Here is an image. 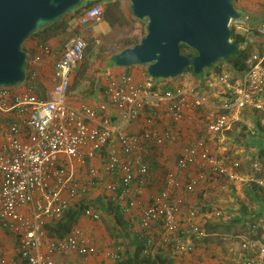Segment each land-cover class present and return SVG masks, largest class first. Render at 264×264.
Returning <instances> with one entry per match:
<instances>
[{
    "label": "built area",
    "instance_id": "1",
    "mask_svg": "<svg viewBox=\"0 0 264 264\" xmlns=\"http://www.w3.org/2000/svg\"><path fill=\"white\" fill-rule=\"evenodd\" d=\"M103 5L94 4L83 8L75 22L88 27L102 19ZM243 21L231 20L232 28H239ZM257 34L264 38V21L257 28ZM85 38L74 33L66 41L60 57L54 63L50 75V88L45 96L32 92L35 71H30L25 80V90L16 92L13 88L0 87V127L2 119L10 114L26 116L31 131L27 138H19L20 126L16 121L5 125V141L0 146V227L10 232L16 242L18 255L25 264H58L55 256L77 252L88 256L95 252L90 237L75 226L65 237L48 239L44 226L52 220H59L81 197L78 178L71 170L74 162L85 165L88 158L107 146L113 140L108 118H100L99 112L114 106L124 124L137 119L142 111L151 105L148 90L150 86L136 83L130 74L120 76L118 83L106 91L107 100L98 108L86 104L75 107L68 102L72 75L86 56ZM49 45H39L34 61L50 51ZM249 69L237 76L223 72L208 73L201 87L181 86L174 91L154 95L157 101H166L167 111L173 120L184 117L187 108L214 107L217 111L206 122L205 135L217 136L230 130L239 121L243 110L251 107L264 113V49L254 53ZM193 88V89H191ZM148 123L151 122L149 119ZM264 123V122H263ZM157 138L151 128L139 135L119 134L118 143L124 153L133 155L132 160L122 161L118 151L110 147L106 170L121 171V192L118 196L119 209L128 212L134 205L132 180L135 173L146 175L147 165L141 160L143 143ZM204 162L215 174L225 175L229 180H241L234 168L228 169L215 154L206 148L202 138L182 148L177 160L178 168L192 163ZM254 165L255 170L260 169ZM97 171L89 168L88 183L95 184ZM198 179L203 178L199 174ZM247 182L264 186V179L250 175ZM195 183L185 185L178 177L169 173L166 186L141 212L140 226L149 230L153 224L160 226L159 242L167 249L166 256L177 261V256L189 252L194 243L206 240L217 233H209L203 225L207 222H221L223 212L213 206L196 207L188 204L187 194L192 193ZM183 194L173 195L178 190ZM83 216L99 221L101 211L88 206ZM183 216L184 225L181 218ZM261 223L249 225L239 234V244L230 249L222 264H264V240L256 236ZM153 240L146 237L143 255H150ZM121 247H107L103 254L117 264ZM5 260H0L4 264ZM178 264V263H175Z\"/></svg>",
    "mask_w": 264,
    "mask_h": 264
},
{
    "label": "crops",
    "instance_id": "2",
    "mask_svg": "<svg viewBox=\"0 0 264 264\" xmlns=\"http://www.w3.org/2000/svg\"><path fill=\"white\" fill-rule=\"evenodd\" d=\"M119 1L121 2V0ZM234 6L243 13L241 14L243 23L239 28L233 29L236 33L244 35L253 54L262 52L264 38L257 34V28L264 21V0H235ZM101 23L102 29L110 28L102 19ZM74 33H78L86 39L91 32H88L86 27L76 25L74 21L68 33L61 40L52 39L49 41L50 51L43 53L40 60L36 62L34 58L30 60L28 74L30 71L36 73L32 92L37 96H45L50 88L49 80L54 63L60 57L66 41ZM35 42L36 40L29 42L27 48L32 47ZM80 65L73 71L72 81L76 77ZM117 67H111L107 64L105 71L103 70L104 72L91 79L85 73L79 80L80 86L76 89L70 88L68 102L75 107L86 104L98 108L101 103L107 100V89L118 83L120 76L125 73L130 74L136 83L146 84L152 89L148 90L151 105L146 107L139 117L129 124L121 122L118 111L114 106L109 105L107 110L99 112V119L102 117L109 119L114 138L107 146L97 151L93 157L88 158L85 165H78L74 162L76 167L71 169L78 178L81 197L89 199L90 206L101 211V215V208H107L109 203L119 209L117 198L121 192V171L120 169L113 172L106 170L109 148H116L122 161L132 160L133 155L124 153L118 143L117 136L119 134L139 135L148 128L156 131L157 138L145 141L141 152V160L147 165L148 173L140 175L136 172L132 180L131 199L134 200L135 205L128 212L119 209L128 234L127 238L120 240L122 243V246H120L121 253L134 250L132 239L137 238L140 241L142 239L145 243L148 235L153 240L151 256L167 253V249L162 247L159 242L160 226L153 224L149 230H144L140 226V216L144 207L152 202L160 191L165 188L166 177L169 173L175 174L184 185L188 182L195 183L193 192L187 194L188 204L200 208L209 205L216 207L223 212L224 219L238 217L244 221L253 217H264V186H252L250 182L245 180L251 175L253 169H256L254 165H258V161L261 163L260 160L256 162V157L259 151L264 148V113L246 107L239 121L230 130L217 136L205 135L206 122L217 111L214 107L187 108L184 110V117L176 121L171 118L167 111L166 101L162 102L154 99V95L158 93L163 94V91L168 90L174 91L181 86L195 87V90L201 87L200 79L192 76L186 82L183 75L179 78L158 79L155 81L152 79L150 81L151 77L147 74L145 65H132L123 67L124 69ZM26 84L27 81L18 84L13 89L16 92L23 91ZM149 119L151 120L150 123L147 122ZM8 121H16L19 124L21 130L19 138L22 140H25L27 134L31 131L26 123V116L10 114L2 119L0 146L5 141V125ZM200 138L206 141V148L209 152L223 161L228 169H232L235 163L239 164L234 170L241 180L232 181L225 175L215 174L204 162L192 163L185 168H178L177 160L180 157L182 148ZM257 167L260 168L259 165ZM89 168H94L97 171L93 186L88 183ZM199 174H202L203 178L198 179ZM183 193L184 191L180 189L174 192L173 195ZM107 219L111 224H114L111 214L107 216ZM181 222L184 225L183 216ZM98 223L99 221L95 222L81 216L77 224L86 235L93 238V240L90 239L94 245L95 232L91 229ZM0 232H3L0 233V260H5L4 264H25L18 255L14 236L6 230L2 231L0 229ZM103 234L107 235L105 231H103ZM109 244L110 242L107 240L101 249L113 247V245L108 246ZM98 249L100 250V248ZM225 254L221 252L220 246L217 245L214 236L211 235L202 242H195L189 252L177 256L175 263L222 264L226 257ZM55 261L58 264H115L112 260L107 259L103 252L100 256L96 254L82 256L77 252H70L55 256Z\"/></svg>",
    "mask_w": 264,
    "mask_h": 264
},
{
    "label": "water",
    "instance_id": "3",
    "mask_svg": "<svg viewBox=\"0 0 264 264\" xmlns=\"http://www.w3.org/2000/svg\"><path fill=\"white\" fill-rule=\"evenodd\" d=\"M83 0H0V87H15L26 78L22 46L35 32L63 18ZM131 15L146 20L138 43L112 54L118 67L146 65L153 79L176 78L187 67L201 74L236 54L239 41L230 22L241 18L234 0H126ZM184 44L195 54L180 51Z\"/></svg>",
    "mask_w": 264,
    "mask_h": 264
},
{
    "label": "trees",
    "instance_id": "4",
    "mask_svg": "<svg viewBox=\"0 0 264 264\" xmlns=\"http://www.w3.org/2000/svg\"><path fill=\"white\" fill-rule=\"evenodd\" d=\"M98 3L104 5L103 13H102V21L107 23L111 29L117 30L125 27H130L131 21L129 19V15L132 18L133 16L130 13L129 7L127 9L129 15L126 14V12L123 9V5L119 0H83L79 5V7L75 8L74 10L66 14L63 18L54 22L53 24L38 30L27 41L24 42L22 46V50L26 54V77L28 75L29 62L36 55L39 45L41 44L48 45L50 43L49 41H51L52 39H57L58 41L61 40L62 37L65 36L70 30L71 25L76 20L79 12L85 7H89L91 5ZM146 23L147 21L145 20V28H146ZM230 30H231L232 38L234 40L239 41L240 43L238 50L235 55L230 56L226 60H220L217 63L227 62L230 65L231 70L237 76H239L245 73L251 66L252 64L251 57L253 51L249 46V44L247 43L244 35L240 33H236L233 28H230ZM145 33L139 39L126 38L118 41L115 44L113 52L111 53L114 54L123 50L124 48L135 45L140 41V39L145 35ZM35 40L36 42L34 43V45L30 48H27V44ZM90 51H91V46L88 43L86 47L85 59L78 67V73L76 77H74L70 88L76 89L80 86L79 80L86 73V67H87L86 57L90 53ZM180 51L181 53L188 56H192L195 54V52L192 49H190L184 44L180 45ZM187 73H190L193 77L200 79L201 81L200 83L202 84V80L204 79L207 71L205 69L204 72H202L201 74H195L193 73L191 67H187L183 72V74L176 78H179ZM153 80H158V79H153ZM165 92L166 91H163L162 93L164 94ZM257 160L261 161V163L258 161L260 170L257 171L253 169L251 175L258 179H264V148L261 151H259V154L256 157V162ZM250 185L259 186L255 182H251ZM89 205H90L89 199L82 198L77 203H75L71 208H69V210L64 213L61 219L47 222L44 226V229L47 234V238L55 239L58 237H65L73 227L77 226L80 217L83 216V212L85 208L88 207ZM101 209H102V215L100 221L104 226L107 236L109 237L110 245H113V247L122 246L120 240L123 238H127L128 234H127V229H125L123 217L120 214L118 207L113 205L112 203H109V206L107 208L102 207ZM109 214H111L112 218L114 219L113 222L114 224H111L108 221L107 216H109ZM236 222H242L241 218L234 217L233 219L225 223H222V221L207 222L203 225V228L209 233H218L224 231L227 232L231 229V226H234V224H236ZM257 223H261V227L257 229V234L254 236H256L258 239L264 240V217H253L251 219L250 225ZM132 243L134 244V250L132 252L129 251H125L124 253L120 252V258L118 259L117 264H175L173 259L163 254H157L155 256L143 255L142 252L144 249V240L142 239L140 241L137 238L136 239L134 238L132 239Z\"/></svg>",
    "mask_w": 264,
    "mask_h": 264
},
{
    "label": "rangeland",
    "instance_id": "5",
    "mask_svg": "<svg viewBox=\"0 0 264 264\" xmlns=\"http://www.w3.org/2000/svg\"><path fill=\"white\" fill-rule=\"evenodd\" d=\"M121 3L123 5L124 11L126 12L127 15H129L127 12V9L129 7V2L126 0H121ZM234 7L237 9L236 6ZM133 18L129 15V19L131 21L130 27H125V28L117 29V30L111 29V28L102 29L101 20L93 25L86 27L87 31L91 32L90 34H88L87 38L85 39L87 42V45L89 43V45L91 46V51L86 57V66H87L86 73H87L88 78L91 79V78H95L99 76V74L105 71L107 64L111 67H116L115 65H113L112 62H110L109 56L111 52H113L115 44L118 41L126 39V38L139 39L146 32L145 20H138V19L134 20L135 18L134 19ZM230 28L232 27L230 26ZM117 68L124 69L123 67H117ZM146 69H147V66H146ZM206 71L207 73H211L213 75L215 73H220V72L229 74L231 76L235 74L231 70L230 65L227 62L216 63L210 68L206 69ZM184 76H185L186 82L190 77H192L190 73H187ZM150 81H152V79H150ZM231 219L233 218L230 217V218L223 219L222 223L228 222ZM251 219L252 218L246 219L242 222H236L234 226H231V229L229 231L218 232L217 234L213 235L214 241H216L217 245H219L221 248V252L225 254V253H228L231 248L235 249L237 247V245L239 244V238L237 236L239 234L244 233L245 229L250 225ZM103 227L104 226L102 222L99 220V223L96 224V226L94 225V227L91 229L92 231L95 232V237H94L95 245L93 244L95 248V253L93 254H96L98 256H100L101 252H103L105 249V248L103 250L101 249V247H103V244L107 240L109 242V237L103 234V231H105ZM0 229L2 231L4 230L2 228ZM0 233H3V232H0ZM91 239L93 240V238ZM95 246L100 248V250ZM108 246H110V244Z\"/></svg>",
    "mask_w": 264,
    "mask_h": 264
}]
</instances>
